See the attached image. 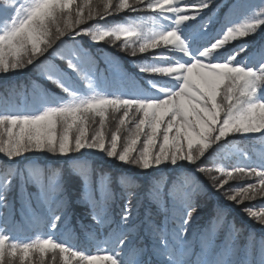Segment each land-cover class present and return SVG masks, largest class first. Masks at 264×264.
Instances as JSON below:
<instances>
[{"label": "snow or ice", "instance_id": "snow-or-ice-1", "mask_svg": "<svg viewBox=\"0 0 264 264\" xmlns=\"http://www.w3.org/2000/svg\"><path fill=\"white\" fill-rule=\"evenodd\" d=\"M209 5L210 0H97L95 4L93 0H83L82 4L77 0L0 2V74L37 65L42 75L69 97L24 111L7 107L0 111V154L9 160L26 158L28 153L65 157L79 153L84 157L87 150L145 172L162 171L161 166H192L182 173L185 180L180 181L179 187L174 185L170 193L172 228L154 223L151 214L146 217L150 255L147 247L136 243L137 205L132 202L133 194L121 195L124 204L114 219L115 197L103 174L97 186L81 193V198L86 194L85 203L90 206L91 218L97 225H115L110 238L97 242L93 253L64 236L68 201L60 182L37 178V190L29 192L26 184L31 178L22 176L19 170L9 172L0 182V264H46L49 253L51 264H57L58 257L61 264H192L189 256L196 219L195 197L204 190L201 174L217 190L233 180L254 178L246 186L230 187L224 193L225 199L236 204L255 201L258 197L264 199V155L241 159L230 166H204L210 159L214 164L224 159L222 150L231 143L230 136L264 135V49L259 52L258 67L240 63L236 59L238 52L227 54L230 42L243 41L242 38L264 26V7L238 24L227 17L223 33L190 61L164 55L167 51L190 55L179 26L200 17ZM122 12L146 15L142 20L129 18L113 27L93 26L75 31L91 20L104 21L107 25L108 17ZM149 12L152 15H147ZM161 20L175 26L164 27ZM81 34L97 44L122 40L124 50L130 51L132 57L151 53L153 62L138 67L141 72L158 78V94L151 98L128 97L94 90L90 75L94 60L86 56V50L77 49L63 39L68 36L75 40ZM246 48L245 44L240 51ZM57 55L67 61V69L89 81L87 89H93L90 94L73 91L65 83L67 72L51 62ZM113 121L116 123L110 128ZM213 172H219L220 176L212 175ZM17 185L22 216L28 226L37 232L51 231L35 236L22 233L13 219L11 197ZM5 208L7 215H2ZM245 211L264 225V204ZM197 264L232 262L205 253ZM258 264H264V241Z\"/></svg>", "mask_w": 264, "mask_h": 264}, {"label": "trees", "instance_id": "trees-1", "mask_svg": "<svg viewBox=\"0 0 264 264\" xmlns=\"http://www.w3.org/2000/svg\"><path fill=\"white\" fill-rule=\"evenodd\" d=\"M0 2H2V0H0ZM219 13L221 19L220 22L215 25H211V29H208L203 43H206L209 39L211 40L216 35L223 32L225 29V19L229 14L231 15L233 13L232 16H234L235 21L239 19V17L245 16L247 10L242 9V7H236L234 10L232 6L230 11L226 10L225 7L221 9ZM118 14L119 15L117 16L120 17H108L107 25H105L104 21H99V23H97V20H91L85 25L78 26L75 31H81L83 28L93 26L113 27L117 23H124L129 18L143 19L140 13L130 15L122 12ZM63 39L67 42V44H73L78 49H88L92 54V60L101 64L100 69L104 67V59H106L107 55H111L114 52V46H109L107 44L109 40H105L99 44L93 43L90 37L86 34L77 36L75 40L69 38L68 36L63 37ZM121 42L123 41L121 40ZM56 43L58 44L59 41ZM55 46L56 45H54V47ZM119 47L121 46L119 45ZM243 47V45H236V47H232L227 54H234L238 52V56L243 59L247 56L245 52L248 53V50L244 53L243 51H240ZM51 51L52 49H49V52ZM45 55L47 56L48 53ZM43 59L44 58L41 57V60ZM51 62L67 64V61L61 60L59 55L52 57ZM125 64L133 74L140 71L137 65L130 62L126 63V61ZM67 72L71 74L78 84L82 85V88L88 85L84 79H81L78 74L73 72L71 69H67ZM41 81L44 82L42 87L41 84L43 83H40ZM140 81L143 84H146V81L141 78ZM34 84H40V88L43 89L44 92H47L49 102L55 101L57 96L63 99L68 97L67 94L63 93L57 85L42 75L40 67L37 65H30L27 75L24 74L21 81L8 82L6 79L0 80V111L6 107H20L25 101H31L33 94L38 91L34 87ZM245 146L249 155L248 158H259L261 155H264V136L261 137V141H259L257 145H254L251 142H246ZM116 165V167H108L105 164L93 159L84 160L80 154L77 153L72 154L70 157L41 153V155L37 158L32 156L26 158L25 160L16 162H13L4 156V160H0V177L4 179L9 172L19 170L22 176L31 178L26 184L27 191L29 192H35L38 188V185L35 183V178H33L29 173V170H33V168L38 172V178L42 177V180H47L51 183L54 181L60 182L64 189V197L68 201L67 221L62 229L64 236L70 238L80 247H85L91 250V244L94 239L96 241L109 239L112 229L115 227L114 224H106L104 226L97 225L91 218L90 206L85 203L87 198L86 194L83 198H81L82 192H85L86 189L97 186L100 176L103 174L109 191L113 193L115 197L112 209L113 218H116L124 204V201L120 199L121 195L131 192L133 194L131 199H133V201L135 200L137 207H139L138 210H135L137 215V230L139 232V234H135L137 237L136 243H142L144 246L151 247V241L145 224L146 217L151 214L153 222L158 225H162L164 219L171 216L170 209L172 197L170 193L173 190L174 185L179 187L180 181L185 180V176L182 173L188 171V169H181L174 174L164 173L156 176H150L146 179L143 178V181L141 177L136 174L137 167L130 165L124 167L121 164ZM12 178L13 177H9V179ZM142 181L143 183L145 182L146 187L140 185V182ZM215 196H210L204 189L195 197L196 207L198 206L201 209L209 208L211 211L210 212L208 210V214L201 216V218H205L207 215L210 216L205 223L207 224L205 225L206 227H204L205 230H208L213 222L218 221L220 226H226L225 229L229 230L226 235V240L230 241L231 239H234V241H238V245H243L245 242L244 247L253 251L254 257H260L261 242L264 241V226L260 227L252 225V228H247V226H245V232H242L244 225L240 224L242 223L241 220L238 221V219L235 218L232 213H230L229 209L224 205L222 199H220L219 196ZM11 199L13 200L14 205H16L13 219L24 235L35 236L48 230L42 229L37 232L28 226L27 221H25L22 214L18 213L17 210L21 206L18 185L17 190L13 193ZM137 201H139L138 204ZM230 210L233 212L232 209ZM7 211V209H3L2 215H7ZM140 214L142 217L138 218ZM247 233L249 234L247 235ZM95 234H98V236H95Z\"/></svg>", "mask_w": 264, "mask_h": 264}, {"label": "rangeland", "instance_id": "rangeland-1", "mask_svg": "<svg viewBox=\"0 0 264 264\" xmlns=\"http://www.w3.org/2000/svg\"><path fill=\"white\" fill-rule=\"evenodd\" d=\"M78 3H83V0H77ZM97 2V0H93V3L95 4ZM130 2H132V0H130ZM233 6V9L235 10L236 7H242V9L247 10V13L245 14V16L243 17H239V19L234 21V16H232V14L228 15L227 17H231L233 23H240L242 22L244 19L255 15L257 12H259L261 10L262 7H264V0H210V5L208 9H205L204 13L198 17L195 20H191L187 23H185L184 25L179 26V31L182 34L188 49H189V53L190 55H185L183 52L180 51H167L164 53L165 56L170 57L173 60H181V61H190L191 57L198 55V53L202 50V47H198L197 46V42L199 41V39H202L201 37L205 36L206 31L208 30V28L211 25H215L217 23L220 22V11L221 9L226 7V10H231ZM126 14H130V15H134L135 13H129V12H124ZM142 15V18L144 19L145 17V13L141 12L140 13ZM228 14V13H227ZM119 14H115L114 18L120 17L117 16ZM147 15H152L150 12L147 13ZM209 20H211V22H209ZM89 22V21H88ZM88 22H86L85 24H87ZM206 23L207 29H204V25ZM83 24V25H85ZM161 24L164 27H174L175 25L172 24L170 21H165V20H161ZM81 26V25H79ZM0 27H2V25H0ZM245 39L243 41H241V39H238L237 41L234 42H230L229 45V49L228 51H230V49L233 47H236V45H247V48L243 51V53L245 51L248 50V53L245 52V54L247 55L245 58H240L238 55L236 56V59L242 63V64H246L247 66H257L258 67V62L260 60V56H259V52L261 49H264V26H261L260 29L257 30V32L253 35H250L247 38H242ZM107 44L109 46H114V52L111 55H107L106 59H104V64H106V68L105 66L100 70L101 64L98 62H95L94 64V69L90 71V75L93 77L92 78V83L94 84V90H98V91H103L106 92L108 94H120V95H124V96H128V97H134V96H141V97H148L151 98L155 95L158 94V78L152 77L150 75H148L147 73L138 71L135 72L134 74L132 72H130V70L127 68V65L125 64L127 62H130L134 65H139V64H150L153 62V58H152V54L149 53L147 54V56H140L138 54L137 57H132L130 55V51L128 50H124L123 48V42L121 41H108ZM208 44V43H207ZM206 44V45H207ZM235 44V46H234ZM119 45L121 47H119ZM78 49V48H77ZM80 49H84L86 50V56H89L92 58V54L88 49L85 48H80ZM250 50V51H249ZM228 53V52H227ZM230 53V52H229ZM229 56L233 55V53L228 54ZM125 60V61H124ZM38 63V62H37ZM56 66L59 67V69L61 71H66L67 72V64H60V63H54ZM110 65V66H107ZM32 66V65H31ZM28 68H25L21 71L18 72H10V73H6V74H0V80L2 79H6L8 82H14V81H21V79H23L24 74L27 75L28 73ZM139 68V67H138ZM140 70V69H139ZM130 76L131 79H135L137 82L138 79H143L147 82V89H144V87L141 84H128V81L130 80L128 77ZM26 77V76H25ZM20 79V80H19ZM85 82L88 84L89 81L85 80ZM43 83L41 84L44 85V82H40ZM65 83L73 90L76 92H79L81 94H90L93 89H87V87L85 89L82 88V85L78 84L74 78L71 76V74H69V72H67V77L65 80ZM126 85H129L130 87H126ZM34 87L38 90L37 93L33 94L32 100L31 101H25L24 103H22V106L20 108H14L13 110H17V111H24L26 109H30L33 106H38L41 105L45 102H49V96L47 94V92H44L43 89L40 88V84H34ZM149 89L151 91H149ZM69 99V97L67 98H61L59 96H57L55 98V101H64ZM116 122L113 121L109 124V127L111 128L112 126H114ZM264 135H260L257 134L255 136V138L251 137V136H230L229 137V141L231 143H229L225 149H223V156L224 159L222 161L219 162V164H214L213 161L210 159L209 163L204 165L205 167H213V166H220V164L223 165H232V164H236L239 163L241 161V159H248L249 155L248 152L246 151V146L245 143H252L254 145H257V143L259 141H261V137H263ZM257 142V143H256ZM86 156L82 157L84 160L85 159H93L96 161H99L103 164H105L108 167H116V164H121L124 167L128 166L126 164L121 163L120 161L113 159V158H107L105 156H103L102 154H97V153H93V152H88L87 150H85ZM79 154V153H77ZM41 153H28L26 154V158L29 157H34L37 158L38 156H40ZM81 156V155H80ZM0 157H4L3 154H0ZM26 158L24 157H20V158H16L15 160H12L13 162L16 161H22L25 160ZM192 166H188L187 168H181L180 166H161L162 171L161 170H147L142 171L140 170L138 167L136 169V174H138L141 179L143 180L146 178H149L150 176H156L159 174H174L178 171H180L181 169H191ZM230 170V167H229ZM30 175H32L33 178H35V180L38 178V172L36 171V169L33 168V170H29ZM212 175L215 176H220L219 172H213ZM40 178V177H39ZM40 179H43L42 177ZM221 179H223V177H221ZM144 181V180H143ZM140 182L141 186L146 187L145 182L143 183ZM0 182H3V179L0 177ZM254 182V178H244V179H238V180H233L229 182V185H226L225 188L223 189H219L217 190L212 183L210 182L209 178L204 175L201 174V183L202 186L204 187L203 189H205V191L208 192V194L211 196H219L220 199H222L224 205L229 209L230 213H232V215L239 220H241L240 223L241 225H244L243 227V231L245 232V226H247V228H252V225H257L260 227H263L264 225H262L261 223H259L257 220H254L252 218H250L247 214L245 209H247L248 207L251 206H259L264 204V199L258 197L257 200L255 201H245L243 204H236L233 202H230L228 200L225 199L224 193L230 188V187H236L238 185H244L246 186L248 183ZM53 183H57L56 181H54ZM133 204L136 205V201L132 199ZM20 209L18 210L19 212H21V206L19 207ZM16 209V205H14V210ZM139 207H136L135 210H138ZM196 211L193 213L195 216V220L200 219L199 217L201 216H205V214H208V210L209 208H203L201 209L200 207H196ZM233 212H231V210ZM256 210H259V207H257ZM210 211V210H209ZM211 212V211H210ZM22 213V212H21ZM197 215V216H196ZM142 217V215L140 214L138 218ZM208 216L204 218V220L208 219ZM167 224V223H166ZM249 233H247L248 235ZM38 235H42V233H39ZM95 245L96 242L93 241L92 242V252L95 253ZM106 247V246H105ZM205 248V246H203V249ZM206 249V248H205ZM203 251L206 252L207 250ZM193 250V249H192ZM232 254L234 253V256H238V250L235 248L231 249ZM215 252V249L212 251ZM193 253L191 252V255ZM46 264H51V253H49V256L46 258ZM57 264H61L60 258H57Z\"/></svg>", "mask_w": 264, "mask_h": 264}, {"label": "water", "instance_id": "water-1", "mask_svg": "<svg viewBox=\"0 0 264 264\" xmlns=\"http://www.w3.org/2000/svg\"><path fill=\"white\" fill-rule=\"evenodd\" d=\"M0 160H4V157H0ZM7 161V160H6ZM96 161V160H95Z\"/></svg>", "mask_w": 264, "mask_h": 264}]
</instances>
